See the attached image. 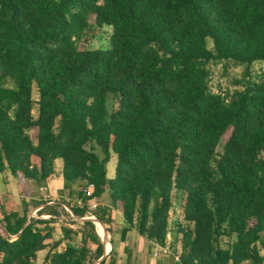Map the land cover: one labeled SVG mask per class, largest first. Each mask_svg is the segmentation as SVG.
Here are the masks:
<instances>
[{"label": "trees", "instance_id": "trees-1", "mask_svg": "<svg viewBox=\"0 0 264 264\" xmlns=\"http://www.w3.org/2000/svg\"><path fill=\"white\" fill-rule=\"evenodd\" d=\"M262 61L264 0H0V173L48 188L61 160L63 178L43 218L0 196V264H118L132 230L171 264H264ZM218 62L241 88L213 87ZM67 208L103 225L106 255L91 219L55 238Z\"/></svg>", "mask_w": 264, "mask_h": 264}, {"label": "rangeland", "instance_id": "rangeland-1", "mask_svg": "<svg viewBox=\"0 0 264 264\" xmlns=\"http://www.w3.org/2000/svg\"><path fill=\"white\" fill-rule=\"evenodd\" d=\"M102 32L100 35L95 37L94 39L90 40L89 43L86 45L87 48H99V47H105L108 43V37L109 34L111 33V28L110 27H105L101 30ZM212 84L215 89L218 90H229L233 91L234 89L241 88L239 84L236 83L237 79H240L242 77L244 67L240 65H236L234 63L228 62H218V63H213L212 65ZM251 71L254 75H263L264 76V61L262 62H256L253 64ZM32 134H35V130L32 131ZM221 147H219V150ZM115 162H116V157L113 156L111 160L109 161L107 165L108 169V175L112 176L114 173V168H115ZM61 167H62V161L57 160V170L59 173V177H61ZM0 175H3L6 180L9 182H4L3 187H4V192L1 193V196L4 200H11L15 206H20L22 199H25L29 204V209H30V216L31 217H41L43 218L44 216L38 215V209H40L43 205L44 202L48 201V203H51L52 200L54 199H61V195L58 193V189L56 190L55 187H52V191L50 192L49 189L40 188L37 189L35 184L33 182H28L26 190H22L19 182L15 180L12 174L10 173H0ZM53 192V193H52ZM68 191H66L67 193ZM67 195V194H66ZM67 197V196H65ZM67 211L69 214H64L58 221L54 223L55 231H54V236L56 239L63 238L64 235L61 230V226H66L69 227L73 230H78L81 221L84 219H87L88 217H83L79 218L75 216L69 208H67ZM180 204L177 203L175 206V209L172 210L171 212V224L170 227L171 229L174 226L175 220L177 217L180 215ZM95 221V219H94ZM96 222V221H95ZM103 234L101 237L105 243L111 247V244L109 243V234L108 232L103 231ZM119 233L116 235V242L117 245L119 244ZM74 238V243H78L80 241V238L77 236H73ZM169 243L172 241L173 235H170L169 237ZM15 239V236L13 237ZM145 239V238H144ZM146 240V239H145ZM131 256H130V261L133 262V264H157V259L160 257L163 259V263L165 264H171L169 259H168V253L171 252V247L168 245V247L164 248H158L156 247L153 249V257L150 259L149 258V247L150 245L147 243L142 244L141 249L136 248V245L134 244V239L132 238L131 241ZM135 247V248H134ZM63 245H59L58 249H62ZM44 255L45 251H41L38 255L36 264H45L44 262ZM123 257H125V254H123ZM126 264V263H124Z\"/></svg>", "mask_w": 264, "mask_h": 264}, {"label": "crops", "instance_id": "crops-1", "mask_svg": "<svg viewBox=\"0 0 264 264\" xmlns=\"http://www.w3.org/2000/svg\"><path fill=\"white\" fill-rule=\"evenodd\" d=\"M61 175V174H60ZM5 177L3 176V175H0V196H1V193H3L4 192V187H3V183L4 182H9V180L7 181L6 180V178L4 179ZM15 180H17L16 178H15ZM18 181V180H17ZM19 182V181H18ZM10 183V182H9ZM19 185H20V183H19ZM55 187V189L57 190H59L60 188H62L63 187V178H62V176L61 177H59V176H56V178L54 179V180H52L50 183H49V187H48V189H49V191L51 192L52 191V187ZM20 187H21V189L22 190H25L21 185H20ZM41 188H44V187H41ZM45 189H47V188H45ZM53 193V192H52ZM2 197V196H1ZM54 200H56V199H54ZM92 203H95V204H98L99 202H97V201H92L91 202V204ZM42 216H44L45 217V215H42ZM92 217V216H91ZM114 217L115 218H117V221L118 222H122V214H121V211L120 210H114ZM89 218V217H88ZM95 218V217H94ZM96 219V218H95ZM95 224H96V222H95ZM96 228H97V225H96ZM97 231H98V229H97ZM106 231V230H105ZM63 233V232H62ZM99 233V232H98ZM63 235H64V233H63ZM100 235V234H99ZM116 235L117 234H115V236H114V242H113V247L115 248V250H116V252H117V257H118V264H124L125 262H126V260H127V257H128V255H127V253L125 252V247H129L130 249L131 248H133L132 246H131V243H130V241H131V239L133 238L134 239V244L136 245V248L138 247V248H140L141 249V247H142V244H144V243H147V244H149V245H151V246H153V249H155L156 247H158V248H164V246H161V245H159V244H155V243H153L152 241H149V240H145L144 239V237L143 236H141L137 231H135V230H132V231H130V232H128L127 234H126V239H125V241H121L120 240V236L118 237V239H119V244L117 245V242H116ZM77 237H79V238H81L80 237V235H77ZM104 243H105V241H104ZM110 243V242H109ZM106 244V243H105ZM111 244V243H110ZM60 245H63V248L65 247V245H66V240H63L62 242H61V244ZM106 246L108 247V245L106 244ZM112 248V244H111V247H109L108 249H107V251H106V253H105V255L110 251V249ZM135 248V247H134ZM123 254H125V257H123ZM131 256V255H130ZM130 256H129V259H130ZM104 257V256H103ZM153 257V256H152ZM151 257V258H152ZM150 258V259H151ZM130 263L131 264H133V262L132 261H130Z\"/></svg>", "mask_w": 264, "mask_h": 264}, {"label": "built area", "instance_id": "built-area-1", "mask_svg": "<svg viewBox=\"0 0 264 264\" xmlns=\"http://www.w3.org/2000/svg\"><path fill=\"white\" fill-rule=\"evenodd\" d=\"M92 188H93V185L90 184L89 187H88V189H87V194H91V193H92ZM78 203L81 204V201L78 200ZM96 205H97V204L92 203V204H91V207L94 208ZM71 212H72V211H71ZM176 259H177V258H176Z\"/></svg>", "mask_w": 264, "mask_h": 264}, {"label": "bare ground", "instance_id": "bare-ground-1", "mask_svg": "<svg viewBox=\"0 0 264 264\" xmlns=\"http://www.w3.org/2000/svg\"><path fill=\"white\" fill-rule=\"evenodd\" d=\"M96 225H97V229H98L99 234L101 236L104 235L103 234V231H104L103 225L101 223H99V222H96ZM108 248H109V246H108Z\"/></svg>", "mask_w": 264, "mask_h": 264}, {"label": "water", "instance_id": "water-1", "mask_svg": "<svg viewBox=\"0 0 264 264\" xmlns=\"http://www.w3.org/2000/svg\"><path fill=\"white\" fill-rule=\"evenodd\" d=\"M87 219H91V220L94 221L95 218L92 216V217H89V218H87ZM84 220H85V219H84ZM95 221H96V222H99L97 219H95ZM95 221H94V222H95ZM99 223H100V222H99ZM103 228H104V227H103ZM100 236H101V235H100ZM102 258H103V257H102ZM102 258H101V259H102Z\"/></svg>", "mask_w": 264, "mask_h": 264}]
</instances>
